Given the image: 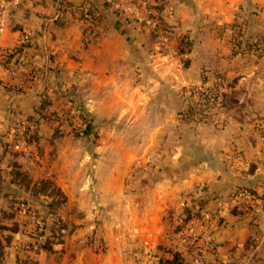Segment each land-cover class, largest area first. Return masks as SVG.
Here are the masks:
<instances>
[{
    "label": "crops",
    "instance_id": "1",
    "mask_svg": "<svg viewBox=\"0 0 264 264\" xmlns=\"http://www.w3.org/2000/svg\"><path fill=\"white\" fill-rule=\"evenodd\" d=\"M63 1L3 0L0 9V50L15 51L22 43L23 32L32 35L29 44L8 63L0 62V239L4 244L0 264L32 262L19 258L22 255L14 248L15 242L28 239L31 231L29 227L25 230L19 220L17 199L31 198V204L39 205L31 188L14 180V168L27 171L33 182L54 178L67 195L68 210L90 212L95 204L86 198L94 194L103 197L108 192L98 184L91 187V177L83 183L75 172L68 174L65 145L53 142L52 125L40 117V108L50 110L52 99L72 100L76 93L98 110L112 109L114 115L147 111L154 97L153 85L161 94L165 91L162 84H167L170 91V85L199 83L205 65L209 73L216 67L226 71L229 88L241 90L240 104L218 113L217 123L203 122L193 127V167L181 168L180 151L170 157L178 168L176 173H168L163 179L168 182L162 185L176 181L175 185L154 188L151 199L160 204L156 217L150 218L156 219L158 228H141V232L148 251L157 242L167 241L162 224L165 207L174 203V196H180L178 190H189L197 184L199 189L190 198L193 211L198 213L188 223L192 236L183 247L186 252V246L191 254L201 252L205 264H264V0H166L164 18L182 30L193 27L190 64L181 66L186 76L176 74L178 61L153 46L148 32L142 30L146 25L138 22L134 27L105 0H69L94 9L98 23L86 30L76 19L59 17ZM246 18L247 34L262 35L256 49L263 51L262 55L255 54L254 49L237 54L232 51L230 25ZM204 21L208 26H202ZM218 24L226 25V31L212 28ZM20 114L40 117L39 142L33 140L28 150H15L9 145L7 130ZM56 144L57 153L52 155ZM76 164L79 168L80 158ZM240 188L251 191L253 198L236 195ZM182 201L180 198L176 204L182 206ZM159 236L162 241H158ZM169 254V263L174 264V253ZM97 256L98 264L108 259L105 254ZM130 256L131 263H137L134 255ZM154 258L152 255L144 264H158ZM35 259L49 264H69L70 260L66 252L36 254ZM80 261L77 256L71 264Z\"/></svg>",
    "mask_w": 264,
    "mask_h": 264
},
{
    "label": "rangeland",
    "instance_id": "2",
    "mask_svg": "<svg viewBox=\"0 0 264 264\" xmlns=\"http://www.w3.org/2000/svg\"><path fill=\"white\" fill-rule=\"evenodd\" d=\"M105 1L114 11H118L117 14H121L124 20L132 22L134 27H137L138 22L146 25L142 27L144 28L142 30L148 32V36L154 41L153 46L155 45L159 51L170 54L178 61L176 74L179 76L183 73L186 76L182 67L186 68L190 64L189 62L186 65L185 60L190 59V51L194 43L191 34L192 26L190 28L185 26L182 30L177 23L168 22L164 18V10L160 12L157 7L156 25L146 21L141 23L140 19L131 14L129 10H122L115 6L118 1L133 4L137 0ZM66 2L59 17L63 16L64 20L76 19L86 30L93 29L97 25L98 19L93 17L97 16L95 13L93 16L84 13L82 7H78V3L69 0ZM140 9L144 10V7ZM158 17H162L167 26ZM207 24V21L202 22V26H208ZM248 25V18L238 19L230 25L232 35L229 37V42L235 54L243 53L247 49H254L257 54V44L262 43L261 33L258 32L259 35L258 33L247 34ZM225 27L224 24L212 25V28L223 29V31H226ZM185 34H190L186 43L183 44V47L187 49L191 47L188 52H182L180 49L182 41H185L182 39ZM221 34H223L222 31ZM255 37H257L256 41ZM156 71L157 69L153 70L154 73ZM208 71L209 68L206 65L203 66L202 79L199 83L191 81L182 84L180 82L181 84L175 86L170 85V91L166 87L167 84H159L161 88H165L161 94L153 85L154 97L149 106L151 109L147 111L137 109L132 113L114 115L112 109L98 110L95 106L89 105L83 96L79 97L76 93V97L72 96V100L52 99V109L44 111L46 112L45 118L52 125L53 142L59 141L60 145H65L70 163L68 174L75 172L79 176L78 181L83 183L87 177H91V187L98 184L99 188L103 187L108 192L103 197L94 194L86 198L94 201L95 204L90 212L68 210L66 202L59 205L56 201L61 199L57 194L52 197L38 195L34 200L35 204L39 205L36 207L45 224L36 233H32L34 232L32 230L28 232V239L23 241L37 239L40 234L44 235L43 250L38 254L66 252L70 258L69 264L77 256L81 257L80 264H98L97 253L105 254V258H108L105 259V264H132L129 260L130 254L134 255L133 260H137V263L133 264H144L151 259L152 255L154 259H157L154 262L168 264L169 252L177 251L186 259L185 261L190 262L191 256L187 258V255L191 254L189 253L190 248L186 246L188 249L186 252L183 247L187 237L192 236L188 223L192 216L198 213L193 211L194 207L191 206L190 197H193L199 185L196 184L189 190L188 188L184 191L178 190L181 197L174 196V203L165 207L162 224H164V233L168 235L167 241H162L163 237L159 236L158 241L162 242H157L156 246L149 248L151 251H148L147 239L141 232V228L142 230L150 226L153 229L158 228L156 219L150 216L156 217L155 214L158 212L155 210L160 201L157 203L152 200L151 194L154 193V188L162 186L161 189H166L173 188L175 185L176 181H173L172 185H162V182L167 181L163 179L168 178V173L173 172L174 174L178 168L170 157H176L177 152L180 151V161H183L181 168L193 167V153L190 147L193 141V127L205 121L204 116L199 114L200 112H189V104L201 98L199 94L201 86L217 91V83L221 85L222 82H227L226 71L223 68L216 67L211 73ZM152 74L148 73L154 76ZM157 75L159 73L155 76ZM227 85L226 90H229L231 88H229V82ZM70 87L74 88L73 85ZM223 110V106L219 104L217 108L210 111L209 123L216 122L218 113ZM56 153L57 144L52 148V155ZM77 158H80L79 168L76 164ZM52 181L58 185L54 178ZM180 198L183 200L182 206L176 204L179 203ZM22 199L32 202L31 198L22 197ZM174 199H177V202ZM17 200L21 201V199ZM40 202L42 205L39 204ZM153 204L155 206H150ZM18 213L19 220L27 230V227L30 228L29 221L21 218L20 212ZM86 216L87 219L82 220ZM17 223L19 224V221ZM158 226L160 228V225ZM118 232H121V238L118 237ZM119 240L122 242L118 245ZM18 257H22L25 262H31L36 254L19 255ZM42 263L49 264L48 261Z\"/></svg>",
    "mask_w": 264,
    "mask_h": 264
},
{
    "label": "built area",
    "instance_id": "3",
    "mask_svg": "<svg viewBox=\"0 0 264 264\" xmlns=\"http://www.w3.org/2000/svg\"><path fill=\"white\" fill-rule=\"evenodd\" d=\"M156 4L157 0H137L136 3L129 4L125 2H116L115 6L120 9L129 10L131 14L135 15L140 21H146L156 25ZM3 7V0H0V9ZM140 7H144L141 10ZM257 38H255L256 41ZM32 40V35L30 32H23L22 42L29 43ZM260 46V44H257ZM255 46V44H254ZM7 51L0 50V62H4L7 55ZM227 82H222L217 88V91L210 90L211 88H206L201 86V91L205 96L206 103L203 105L205 111L208 113L220 104L222 92L227 89ZM38 129V123L34 117L27 114L18 115L11 127L7 130L8 136L10 138L9 145L15 150H28L32 143V135ZM236 195L239 197L249 200L253 198V193L248 189H238ZM18 208L20 210L21 216L29 221L30 230L36 233L41 230L45 224L43 217L40 215V211L37 207L28 201H21L18 203ZM44 235H41L36 239H31L30 241L18 240L14 244L15 250L22 255L38 254L43 250L42 239ZM187 264H205L203 255L199 251H194L191 254V260Z\"/></svg>",
    "mask_w": 264,
    "mask_h": 264
},
{
    "label": "trees",
    "instance_id": "4",
    "mask_svg": "<svg viewBox=\"0 0 264 264\" xmlns=\"http://www.w3.org/2000/svg\"><path fill=\"white\" fill-rule=\"evenodd\" d=\"M66 1L62 2V6L66 5ZM72 5L76 6V4L71 3ZM166 5V0H157V4L156 7L158 8V10L161 12L164 10ZM60 7V11L63 10V7ZM78 7H82L81 9L84 10V13L90 14V15H94V9L90 8L88 6H84L83 4H79ZM65 12V11H64ZM118 12V11H117ZM94 18H97V16H93ZM63 18V16H62ZM160 19V21H162V23H164L165 26H167V23L163 21L162 17H158ZM155 35V34H154ZM190 36V34L188 35H184V37L182 38L183 40H185L184 42L182 41L181 43V51L182 52H188L190 48H185L183 47L184 43H186V39H188ZM257 38V37H255ZM29 43L26 42H22L20 47L15 50V51H7L6 55V59L4 61V63H8L14 56V54L17 52L19 53L21 51V49L23 48L24 45H27ZM259 48V47H258ZM247 49V47L245 46V50ZM244 50V51H245ZM258 55H262L263 51L258 50L257 51ZM190 59L187 58L185 60L186 65L189 64ZM218 87H219V83ZM240 93L241 90H238L236 88H230L229 90H225L224 92H222V97H221V102H220V106L222 105L224 109H231L232 107H235L236 105L240 104ZM199 94L201 95V98L198 99L195 103H191L189 104V112L190 113H194V112H200L199 114L201 116H204V121L209 123V117L211 116V113H208L207 111H205L204 109V104L206 103V99L203 93L199 92ZM39 113H40V117H44L45 118V112L43 109H39ZM32 117L35 118V120L38 123V129L34 132V134L32 135V140L36 141L39 139V123H40V117H37L35 115H31ZM208 118V120L206 119ZM46 119V118H45ZM48 120V119H47ZM13 178L15 181L21 183L24 187L26 188H31L32 192L34 193V196H38V195H45V196H50L52 197V195L55 196V194H57L61 199H57L56 201L59 203V205L64 204L67 200V195L64 193V191L62 190L61 187H59L58 185H56L55 183H53L51 178H41L39 180H37L36 182H33L32 177L30 176V174L25 171L22 170L20 168H14V175ZM241 189V188H240ZM26 200V199H25ZM54 200V199H53ZM21 201H24L21 198ZM19 201V202H21ZM10 240V239H8ZM4 253V244L2 242V240L0 239V256H2ZM186 259H184V257L181 255V253H179L178 251L175 252L173 254V258L171 259V262H174V264H187V261H185ZM31 264H45L40 262V260L38 259H34Z\"/></svg>",
    "mask_w": 264,
    "mask_h": 264
}]
</instances>
